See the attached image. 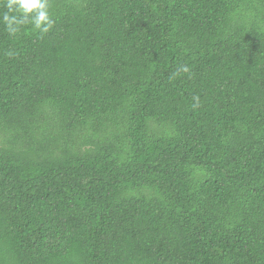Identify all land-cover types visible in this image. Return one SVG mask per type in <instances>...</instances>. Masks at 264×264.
Wrapping results in <instances>:
<instances>
[{
    "label": "trees",
    "instance_id": "1",
    "mask_svg": "<svg viewBox=\"0 0 264 264\" xmlns=\"http://www.w3.org/2000/svg\"><path fill=\"white\" fill-rule=\"evenodd\" d=\"M6 3L0 264H264V0Z\"/></svg>",
    "mask_w": 264,
    "mask_h": 264
},
{
    "label": "clouds",
    "instance_id": "2",
    "mask_svg": "<svg viewBox=\"0 0 264 264\" xmlns=\"http://www.w3.org/2000/svg\"><path fill=\"white\" fill-rule=\"evenodd\" d=\"M6 8L8 12L2 20L12 36L17 35L21 26L28 23H31L34 30L41 32H46L54 23L49 12V0H7ZM182 70L187 72L188 68L185 66Z\"/></svg>",
    "mask_w": 264,
    "mask_h": 264
}]
</instances>
